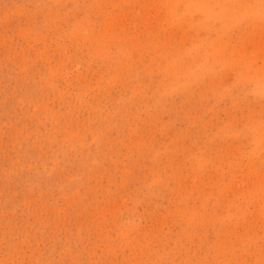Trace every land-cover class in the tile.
Wrapping results in <instances>:
<instances>
[{"label": "rangeland", "instance_id": "374dc122", "mask_svg": "<svg viewBox=\"0 0 264 264\" xmlns=\"http://www.w3.org/2000/svg\"><path fill=\"white\" fill-rule=\"evenodd\" d=\"M0 264H264V0H0Z\"/></svg>", "mask_w": 264, "mask_h": 264}, {"label": "bare ground", "instance_id": "6f19581e", "mask_svg": "<svg viewBox=\"0 0 264 264\" xmlns=\"http://www.w3.org/2000/svg\"><path fill=\"white\" fill-rule=\"evenodd\" d=\"M217 17V16H216Z\"/></svg>", "mask_w": 264, "mask_h": 264}]
</instances>
